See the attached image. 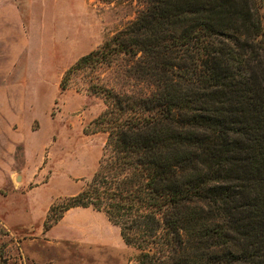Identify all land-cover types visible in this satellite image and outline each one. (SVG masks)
Masks as SVG:
<instances>
[{"label":"trees","instance_id":"16d2710c","mask_svg":"<svg viewBox=\"0 0 264 264\" xmlns=\"http://www.w3.org/2000/svg\"><path fill=\"white\" fill-rule=\"evenodd\" d=\"M111 3L115 0H99ZM125 30L67 69L135 59L146 94L101 88L107 134L74 208L103 212L137 264H264V22L250 0H138ZM264 0H258L261 4ZM53 208L50 209L52 213Z\"/></svg>","mask_w":264,"mask_h":264},{"label":"rangeland","instance_id":"374dc122","mask_svg":"<svg viewBox=\"0 0 264 264\" xmlns=\"http://www.w3.org/2000/svg\"><path fill=\"white\" fill-rule=\"evenodd\" d=\"M14 1L27 42L16 66L19 75L11 73L8 83L22 79L26 110L20 133L26 148L22 154L18 145L14 170H0V264H137V252L123 243L103 212L75 208L48 228L44 223L57 215L61 202L87 186L97 168L107 134L93 133L92 123L108 100L94 92L104 87L146 94L151 88L147 81L124 77L136 60L122 56L72 74L64 91L61 78L77 60L125 30L145 5L138 0ZM250 1L264 22V1Z\"/></svg>","mask_w":264,"mask_h":264},{"label":"crops","instance_id":"0c3cea01","mask_svg":"<svg viewBox=\"0 0 264 264\" xmlns=\"http://www.w3.org/2000/svg\"><path fill=\"white\" fill-rule=\"evenodd\" d=\"M26 36L19 7L14 0H4L0 6V170L4 171L16 168L13 165L16 164L14 156L18 145H21L22 154L26 148L20 133L24 123L22 113L26 110L18 84L22 79L14 78L16 82L13 81L11 86L8 83L11 73L19 75L16 66L27 42Z\"/></svg>","mask_w":264,"mask_h":264}]
</instances>
